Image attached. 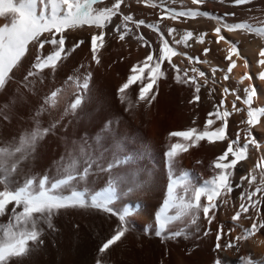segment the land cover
Returning a JSON list of instances; mask_svg holds the SVG:
<instances>
[{
    "label": "snow or ice",
    "instance_id": "1",
    "mask_svg": "<svg viewBox=\"0 0 264 264\" xmlns=\"http://www.w3.org/2000/svg\"><path fill=\"white\" fill-rule=\"evenodd\" d=\"M135 2L144 3L150 8L161 7L162 13L166 15H161L160 20L154 23H146L144 19L136 20L133 15L122 11V6H127L126 0H111L110 3L108 0H0V19L4 21L0 25V90H3L12 79L14 70L22 67V62L30 51L34 53V60L24 76V81L41 76L46 70L56 72L61 63L85 43L80 39L67 45L66 34L71 31L84 30L90 33L91 58L99 66L101 52L108 42V30L113 25L114 19L119 17V22L111 31L120 42L131 36L141 45L151 47L144 35L139 31L134 32L133 27L139 30L143 26L159 36L158 55L150 51L143 61L133 65L130 74L117 90L118 99L127 105L126 110L131 111L133 107L128 100L127 92L137 84L140 85L139 101L147 102L149 105L155 101L159 91L158 82L167 78L168 70L174 72L173 79L176 84L186 85L194 90L189 103L197 105L201 101L202 86L208 85L209 78L205 71L195 65H208L209 61L189 55L185 51H178L174 45H182L184 49L193 46L190 42L205 45L209 33L194 34L192 30L179 32L175 27L166 26L167 35L172 37L170 43L165 38V32L161 30V23L165 19L188 20L203 17L215 21L216 26L213 31L215 43L227 45L225 60L228 63L223 68L211 67L213 84L217 82L218 72L223 73V81H228L238 67L237 61L242 60L243 68H249L248 60L240 53L238 42L227 39L223 32L251 34L264 40V20H258L257 23L248 21L229 23L224 17L202 11L199 7L176 11L165 8L162 4L153 3L152 0H135ZM205 2L206 0H191L192 5L195 6H202ZM218 2L223 4L226 0H218ZM231 2L234 6H245L252 4L254 0H231ZM46 45L50 46L51 51L45 55L43 50ZM209 51L208 47L202 49L205 57ZM258 56L257 63L261 70L256 79L264 83V46L259 49ZM174 57H184L188 64L193 66L182 69L173 62ZM165 63L169 66L168 69L164 68ZM80 67L83 68L84 65ZM66 80L74 88L75 98L74 102L65 109L63 113L65 116L69 113L75 114L82 107L90 90L92 73L88 71L83 75L73 74ZM236 83L243 87L238 86L234 89L223 87L225 98L208 113L206 125L202 130L190 127L184 131L169 133L170 140L179 138L180 141L188 143H170L165 151L167 196L154 217L157 226L154 235L162 240L188 238L187 229L195 226V230L200 231L201 220L211 226L217 220V211L220 207L231 203V194L234 191L233 178L237 166L243 167L242 162L248 161L252 154H259L254 166L240 177L239 184L236 185L243 188V191L238 198V208L230 216L233 227L225 232L224 225L218 224L215 248L218 252L230 249L239 251L242 243L250 241L264 230V215H261V206L264 205V143L254 135V130L264 131V106H259L257 103L259 100L257 88L253 76L248 71L240 75ZM63 91V88L51 91L35 112V118L46 111L45 106L56 108L58 97ZM227 95L234 97L230 108L225 103ZM208 98H212L211 91L208 93ZM237 102L242 107H238ZM234 113H245L246 118L239 122L242 127L235 133L234 138H231L228 128L229 120ZM217 122L219 125L213 127ZM58 123L59 121H54L49 128L42 131L39 128L35 131H24L18 139L0 146V218L8 216L7 222H0V264H11L13 260L19 262L27 259L38 246L43 244L45 230H56L54 218L62 212L71 210H95L117 217L118 226L114 234L98 248V253L103 256L125 237L130 229V218L140 211L138 204L135 208L123 207L122 211L114 208V204L118 201L117 181L123 177L115 174L113 170L135 162L132 155L118 154L120 142L114 145L116 151L113 152L107 166L102 165L85 147L80 146L78 154L72 153L67 159L61 157L55 162L53 176L47 173L33 175L24 171L22 165L34 157L39 141L53 131ZM110 125L111 121L106 122L105 128L108 129ZM95 141L99 144L101 137L97 136ZM201 141H207L209 144L227 141V144L222 154L213 161L215 175L211 179L203 180L202 184H197L186 169L177 173L176 158L181 153H187L190 147L199 146ZM140 155L136 154L137 157ZM101 173H107L109 179L106 186L97 190L93 187L91 178ZM135 187L140 188L142 185L138 183ZM128 191L131 192L132 188ZM250 210L252 214H249ZM243 221H250V227H244ZM175 222H180L185 227L171 231V226ZM237 228L241 231L233 237L232 234ZM149 231L146 227V234ZM210 231L209 227L204 235L207 236ZM222 239H225L223 244L220 242ZM97 264H103V261H97ZM214 264H223V261L217 258ZM246 264H258V261L249 256Z\"/></svg>",
    "mask_w": 264,
    "mask_h": 264
},
{
    "label": "bare ground",
    "instance_id": "2",
    "mask_svg": "<svg viewBox=\"0 0 264 264\" xmlns=\"http://www.w3.org/2000/svg\"><path fill=\"white\" fill-rule=\"evenodd\" d=\"M108 2L110 3L111 0ZM152 2L176 11L199 7L202 11L224 17L229 23L243 21L257 23L258 20H264V0H254L252 4L245 6H234L231 0H226L223 4L218 0H206L202 6L192 5L191 0H152ZM126 5L122 6L125 14L133 15L136 20L144 19L146 23L158 22L161 15H166L162 13L161 7L150 8L144 3L137 4L135 0H126ZM227 13L235 15H225ZM119 20V17L115 18L108 30V42L101 52L99 66L91 58L90 33L84 30L66 34L67 45L80 39L85 43L63 61L56 72L46 70L41 74L42 78L37 76L30 81H24V76L34 60V53L30 51L22 62V67L14 70L12 79L3 90H0V146L18 139L24 131H35L37 128L42 131L49 128L54 121H59L56 128L39 141L34 157L22 165L24 171L33 175L47 173L53 176L55 162L61 157L67 159L72 153L78 154L80 146L85 147L102 165L107 166L113 152L116 151L114 145L120 142L118 154L132 155L135 162L113 170L115 174L123 177L117 181L118 201L114 204V208L122 211L123 207L135 208L138 204L140 211L130 218V229L125 237L103 256L98 253V248L114 234L118 226L117 217L95 210L62 212L54 218L56 230H45L43 244L38 246L27 259L19 262L13 260L11 264H97V261H103V264H214L217 258L221 259L223 264H246L249 256L257 260L258 264H264V230L250 241L242 243L239 251L230 249L218 252L215 248L218 224L224 225L225 232L233 227L230 216L238 208V198L243 191V188L236 185L239 184L240 177L254 166L259 154L250 155L248 161L242 162L243 167L237 166L233 178L234 191L231 194V203L220 207L217 211V220L211 226L201 220L200 231H196L195 226L190 227L187 229L188 238L181 237L176 240H162L154 235L157 227L154 217L167 196L165 151L170 143H188L180 141L179 138L170 140L169 133L184 131L190 127L202 130L206 125L208 113L225 98L223 87L231 89L238 87L236 81L245 71L253 76L259 97L258 105L264 106V83L256 79L261 70L257 63L258 53L264 46V40L251 34L223 32L227 39L238 42L240 53L248 60L249 68L244 69L243 61H237L238 67L228 81H223V73L218 72L217 82L213 84L211 67L223 68L228 63L220 56V54L226 56L227 45L215 43L216 38L213 35L215 21L203 17L188 20L165 19L161 23V30L165 32V38L170 43L172 37L167 35L166 26L175 27L179 32L192 30L194 34L209 33L205 45L190 42L193 46L188 49H184L182 45H174L178 51H185L189 55L209 61L208 65H195L206 72L209 83L202 86L200 103L193 105L189 100L194 90L186 85L176 84L173 79L174 72L168 70L167 78L158 82L159 91L156 100L150 105L139 101V84L128 90V100L133 105L131 111H128L126 103H121L118 99L117 90L130 74L133 65L143 61L150 51L158 55L159 36L143 26L139 30L133 27L134 32L139 31L144 35L151 47L141 45L131 36L120 42L111 31ZM3 23V19H0V25ZM204 47L210 48L206 57L202 52ZM50 51V46L46 45L43 53L46 55ZM173 62L182 69L193 66L188 64L184 57H174ZM80 65L84 67L81 68ZM164 68H169L167 63ZM88 71L92 73V80L87 99L75 114L69 113L65 116L63 114L65 109L74 102L75 98L74 88L66 78L73 74L83 75ZM56 88L64 89L58 97L57 107L45 106L46 111L35 118V112L41 107L43 100ZM213 89L215 91H212ZM153 91H156L155 86ZM210 91L211 99L208 98ZM233 99V96L227 95L225 103L229 108ZM237 106L242 107L239 102ZM243 118H246L245 113H234L230 118L228 134L231 138L240 131L242 125L239 122ZM194 120L195 124H193ZM108 121H111V125L106 129L105 124ZM218 125L219 122L213 127ZM254 135L264 143V131L254 130ZM97 136L101 137L99 144L95 141ZM241 140L243 142L242 133ZM226 144L227 141L216 144L201 141L199 146L190 147L187 153H181L176 158L177 173L186 169L197 184L211 179L215 175L213 161L226 149ZM136 154L141 155L137 157ZM91 179L93 187L100 190L106 186L109 175L101 173ZM138 183L142 187L136 188L135 185ZM129 188H132L131 192L128 191ZM249 214H252L251 210ZM261 215H264V205L261 206ZM7 220V215L0 218V222ZM250 223L243 221L244 227H250ZM146 227L150 230L148 234L145 232ZM184 227V224L175 222L170 230L176 231ZM209 227L211 231L205 236L204 232ZM240 231L241 229L237 228L232 236ZM225 239L220 242L223 244Z\"/></svg>",
    "mask_w": 264,
    "mask_h": 264
},
{
    "label": "rangeland",
    "instance_id": "3",
    "mask_svg": "<svg viewBox=\"0 0 264 264\" xmlns=\"http://www.w3.org/2000/svg\"><path fill=\"white\" fill-rule=\"evenodd\" d=\"M220 56L225 60V56L223 54H220Z\"/></svg>",
    "mask_w": 264,
    "mask_h": 264
}]
</instances>
